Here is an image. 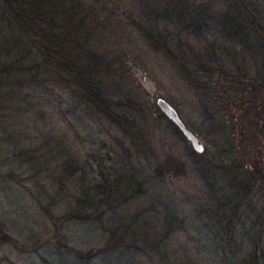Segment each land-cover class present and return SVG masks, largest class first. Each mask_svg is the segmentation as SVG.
<instances>
[{"label": "rangeland", "instance_id": "obj_1", "mask_svg": "<svg viewBox=\"0 0 264 264\" xmlns=\"http://www.w3.org/2000/svg\"><path fill=\"white\" fill-rule=\"evenodd\" d=\"M192 1L196 12L205 14L199 31L188 21L146 20L141 6L131 8L120 0V9L111 8L115 16L104 26L91 22L78 33L87 36V48L101 60L104 93L118 119L146 135L149 157L136 154L128 137L107 117L83 110L73 92L21 87L15 89L19 100L1 102L12 109L0 114V226L5 238L0 241V264L235 263L217 219L236 190L233 177L238 180L231 135L213 133L219 122H227L213 116L211 103L188 73L200 71L196 53L204 52L202 63L212 67L208 51L215 44L220 62L235 76L247 73L243 69L248 67L250 77L262 83L264 49L257 38L247 50L230 37L225 25L228 0ZM247 1L258 4L255 9L264 17V0ZM169 47L187 67L166 53ZM161 98L204 144L203 154L195 156L191 144L167 125L157 106ZM262 138L258 134L257 139ZM169 158L177 168L157 177V162ZM131 174L134 185L121 190L117 203L112 200L117 205L107 209L112 212L104 216L103 228L96 223L54 225L52 220L70 209L76 187H83L86 195L95 185H105L109 176L113 184ZM61 186L67 200L49 208V216L46 209ZM251 192L236 199L246 206H239L245 222L235 234L244 252L259 228L260 197L255 188ZM116 229L121 243L112 248L108 237Z\"/></svg>", "mask_w": 264, "mask_h": 264}, {"label": "trees", "instance_id": "obj_2", "mask_svg": "<svg viewBox=\"0 0 264 264\" xmlns=\"http://www.w3.org/2000/svg\"><path fill=\"white\" fill-rule=\"evenodd\" d=\"M119 1L0 0V114L12 109L2 105L3 103L19 100L18 91L15 89L36 87L50 90L58 87L68 94L73 92L83 110L91 112L94 109L107 117L128 137L136 154L149 157L152 153L149 149L145 150L146 135L137 133L133 126L127 128L122 125L114 111V104L104 93L101 60L91 48H87V36L78 35L79 31L88 28L91 22L96 26H104L106 19L111 20L115 16V13L110 15L111 8L120 9L117 4ZM127 1L131 8L142 7L141 14L146 15V20L157 17L164 20L169 18L172 21H188L196 31L205 23L203 10L196 12L195 2L192 0ZM228 1L230 8L226 14L225 25L230 37L247 47V50L253 49L252 45L256 43L257 38L259 46L264 49V17L259 15L262 12L255 9L258 4L247 0ZM125 16L128 19L127 13ZM214 46L215 44L211 46V53L208 51L212 67L202 63L206 59L204 52L196 53V58L201 64L200 71L191 69L188 79L197 83L201 93L211 103L213 116L220 115L227 122H219L213 133L231 135L230 144L234 148L231 152L235 156L232 163L236 164L233 167H237L239 171L238 180L233 177L236 190L231 192L232 196L227 198L223 212L217 216L219 230L221 229L226 237L228 252L236 260L234 264H264V148L260 149V145L264 146V138L263 141L257 139L258 134L264 136V82L260 83L255 77H250L248 67L243 69L247 73L235 76V71L227 68L225 62H220L221 59L217 57L219 51ZM166 50L168 55L172 54L170 47ZM174 59L183 66L182 60L178 61L175 57ZM201 79H204L206 84ZM161 117L187 144L188 141L179 128L164 114H161ZM193 154L199 156L195 152ZM76 164L80 168L77 161ZM176 168L177 163H173L172 158L161 160L157 162L154 174L161 177L165 173L171 174ZM108 178L104 179L105 185H95L94 192L86 195L83 193V187H76L75 193L71 195L70 209L54 218V225L66 226L71 222L96 223L103 228V218L111 211L107 209L117 205L115 203L120 200L118 195L121 190L131 187L135 182L133 174L116 178L113 184ZM254 188L261 203L256 217L259 228L254 233L251 248L244 252L243 245L235 238V234L237 226L245 222L244 215H238L239 206L241 205L242 210L246 206L242 208L241 203L236 204V199L244 198ZM65 193L64 186L58 188L46 209L49 216L53 213L50 211L52 207L56 208L67 200ZM98 197L100 200H97ZM103 203L107 206L100 209ZM113 231L108 237V245L112 248L121 243L118 230ZM4 239L0 226V241Z\"/></svg>", "mask_w": 264, "mask_h": 264}, {"label": "water", "instance_id": "obj_3", "mask_svg": "<svg viewBox=\"0 0 264 264\" xmlns=\"http://www.w3.org/2000/svg\"><path fill=\"white\" fill-rule=\"evenodd\" d=\"M157 106L161 110V112L174 124L176 125L179 130L182 132L184 137L187 139V141L191 144L193 150L195 153L201 155L205 152V146L204 144L199 140V138L191 132L184 121L181 119L179 113L177 110L171 106L166 100L159 99L157 101Z\"/></svg>", "mask_w": 264, "mask_h": 264}]
</instances>
